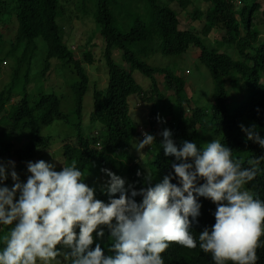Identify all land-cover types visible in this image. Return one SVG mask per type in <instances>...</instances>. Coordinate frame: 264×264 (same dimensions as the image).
I'll return each instance as SVG.
<instances>
[{
	"label": "trees",
	"instance_id": "obj_1",
	"mask_svg": "<svg viewBox=\"0 0 264 264\" xmlns=\"http://www.w3.org/2000/svg\"><path fill=\"white\" fill-rule=\"evenodd\" d=\"M143 1L147 3L149 19L144 21L138 17L129 30L123 32L115 27L116 16L111 9L118 0H98L94 18L105 43L104 59L109 80L105 90L94 88L93 110L86 117L84 101L90 79L74 51L64 43V29L58 24L63 16L60 0H0V40L5 31L1 30L3 24L11 16L17 22L9 53L17 56V69L10 84L0 92V161L23 163L39 159L51 144V138L45 137L43 131L55 122H62L73 130L72 137L63 146L64 166L75 161L86 176L85 183L96 188V198L107 202L109 197L101 192L98 183L100 178H106L102 168L127 177L126 186L133 184L137 190L147 186L144 178L148 170L154 174L153 185L172 171L175 157L165 156L161 146L160 133L165 128L171 130L177 146L189 141L203 148L213 139H219L232 150L233 158L240 160L243 167L250 166L249 160L264 156V148L247 140L240 128L241 124L245 127L255 125L264 136V40L256 23L259 15H264V0H203L207 10H195L192 14L195 20L204 18L199 32L182 30L179 14L168 4L159 0ZM169 1L178 2L184 8L190 4L188 0ZM213 32L222 33V38L211 42L209 37ZM40 40L47 47L41 76H48L52 62L68 65L77 76L71 116L63 112V98L55 93L40 91L34 102L29 97L31 62ZM191 47L199 50V61L214 82V101L210 106L199 104L195 90L193 97L188 96L186 82L173 69L151 66L144 60L158 54L180 58ZM225 49L236 54L222 52ZM115 51L121 55V64L113 59ZM3 62L1 59L0 64ZM84 62L94 64L91 52L84 54ZM25 65H28L26 74L22 70ZM136 72L150 80L147 89L135 80ZM158 77L164 81V91L160 89ZM16 92L21 100L8 110ZM133 96L144 105H152L147 121L150 134L156 140L146 148L152 152L148 154V170L132 154L133 145L143 139L140 126L130 115L129 101ZM158 115L166 123H158ZM87 120L90 129L100 126L104 134L95 136L87 132ZM22 139L27 140L26 143L17 147ZM259 167L261 171L246 188L264 200V160ZM137 172L141 175L137 176ZM135 199L137 203L142 202L141 196ZM199 202L201 215L190 228L197 238L205 228L214 225L216 210L209 199L201 197ZM104 231L105 235L97 238L91 247L99 243L106 255H112L109 249L114 241L106 227ZM257 255V264H264V247L257 249ZM162 256L165 264H214L211 254L198 246L188 249L172 243Z\"/></svg>",
	"mask_w": 264,
	"mask_h": 264
},
{
	"label": "clouds",
	"instance_id": "obj_2",
	"mask_svg": "<svg viewBox=\"0 0 264 264\" xmlns=\"http://www.w3.org/2000/svg\"><path fill=\"white\" fill-rule=\"evenodd\" d=\"M157 121L166 123L159 115ZM240 128L247 140L264 148L255 125ZM141 135L133 145L138 153L156 140L146 131ZM160 135L165 156L175 157L172 171L153 185L148 170L147 186L137 190L102 168L106 178L98 183L107 202L96 198V188L85 183L75 161L59 171L54 162L28 161L26 182L15 161H0V264H165L162 254L172 243L198 246L214 264H257V249L264 247V200L246 185L261 171L264 156L243 167L219 139L200 148L189 141L177 146L167 128ZM9 178L11 187L5 183ZM201 197L216 205L215 223L197 238L190 228L201 215ZM4 226L11 227L5 232ZM105 227L114 241L112 255L99 243L91 247Z\"/></svg>",
	"mask_w": 264,
	"mask_h": 264
},
{
	"label": "rangeland",
	"instance_id": "obj_3",
	"mask_svg": "<svg viewBox=\"0 0 264 264\" xmlns=\"http://www.w3.org/2000/svg\"><path fill=\"white\" fill-rule=\"evenodd\" d=\"M159 1L168 4L179 14L182 30H196L197 32L202 30L204 18L202 20H195L192 14L195 10L204 12L207 10V4L203 0H188L190 4L187 8L181 7L178 2H171L169 0ZM97 5L98 0H60L63 16L58 20V24L64 29V43L74 51L76 59L85 67L90 79V88L84 101V113L86 117H89L93 110L94 88L105 90L109 80L108 68L104 59L105 43L99 35V29L94 18L97 12ZM111 9L116 16L115 27L123 32H127L138 17L144 21L149 19L147 3L143 0H118L117 4H113ZM262 10L264 11V3L262 4ZM256 23L260 27L261 38L264 40V15L262 13L257 18ZM3 26L4 28H1V30L5 29V31L3 33V40H0V60L2 59L4 62L0 64V92L10 84L17 69V56L9 54L11 43L15 39L17 31L15 17L11 16L10 20L6 24L4 23ZM222 36V33L213 32L209 39L211 42H214L220 40ZM37 44L39 49L31 62L29 97L34 102L37 100L40 91L55 93L63 98V112L71 116L74 110L73 85L77 81V76L73 73L72 68L62 62H52V69L48 76H41L40 73L43 71L45 65L47 47L42 40L37 41ZM87 52H91L95 59L92 65L84 62V54ZM222 52L236 54L228 49L222 50ZM199 55V50L191 47L190 51L180 58L164 57L158 54L145 58L144 60L151 66L161 68L169 67L173 69L176 75L186 82L188 96L193 97L195 90L198 97L196 100H199V104L201 106H210L214 101V82L206 67L200 63ZM113 59L117 64H121L122 62L121 55L117 51L113 52ZM5 61H7L6 65ZM22 70L26 74L28 65H25ZM134 78L144 89H147L150 85V80L141 73H134ZM158 81L160 89L164 91L163 87L165 84L163 79L158 77ZM20 100V94L16 92L8 106V110H10L11 106L18 104ZM130 103L132 105L130 112L132 119L138 123L141 132L146 131L150 134L147 119L152 105H144L136 96L130 99ZM186 112L188 113V111ZM85 126L88 129L87 132L93 133L95 136H102L104 134L100 126H95L93 129H90L92 127H90L88 120L85 122ZM72 131L71 128L62 122H55L52 126L47 127L43 131V135L51 138L50 149L41 155L39 159L32 162L38 160L54 162L57 165L56 170H61L63 165H65L63 146L72 137ZM26 141L22 139L19 144L20 146L17 147H21ZM146 148L141 153H138L133 147L132 154L148 170V159L152 152ZM12 161L16 163V171L21 181L26 182L28 175H30L27 172L26 162L18 163L16 160ZM123 178L127 182V177L124 176ZM5 183L11 187L13 182L9 178ZM10 227L4 226V231L7 232Z\"/></svg>",
	"mask_w": 264,
	"mask_h": 264
},
{
	"label": "crops",
	"instance_id": "obj_4",
	"mask_svg": "<svg viewBox=\"0 0 264 264\" xmlns=\"http://www.w3.org/2000/svg\"><path fill=\"white\" fill-rule=\"evenodd\" d=\"M133 97H134V96H133ZM131 98H132V97H131ZM131 98H130V99H131ZM129 104H130V112H131V109H132V105H131L130 101H129Z\"/></svg>",
	"mask_w": 264,
	"mask_h": 264
}]
</instances>
